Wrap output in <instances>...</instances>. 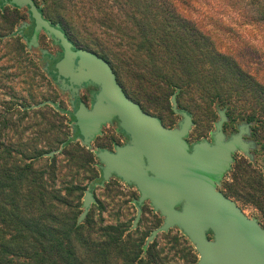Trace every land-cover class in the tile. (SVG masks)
Instances as JSON below:
<instances>
[{"label": "trees", "instance_id": "16d2710c", "mask_svg": "<svg viewBox=\"0 0 264 264\" xmlns=\"http://www.w3.org/2000/svg\"><path fill=\"white\" fill-rule=\"evenodd\" d=\"M33 1L74 47L104 58L125 94L163 125L174 115L175 95L193 123L202 115L211 123L217 109L231 122L248 123L264 152V0ZM196 6L201 12L193 15ZM0 10L18 21V7L0 0ZM32 26L22 30L27 38ZM60 57L61 51L44 55L52 79ZM50 104L10 103L0 110V264L196 263L183 235L158 247L123 221L103 225L87 212L77 222L85 186L73 178L84 170L100 182V171L92 168L93 153L75 142L77 129L71 136L64 130L59 104ZM30 113L40 121L21 127ZM220 190L241 209L253 205L264 229V178L252 163H235Z\"/></svg>", "mask_w": 264, "mask_h": 264}, {"label": "water", "instance_id": "95a60500", "mask_svg": "<svg viewBox=\"0 0 264 264\" xmlns=\"http://www.w3.org/2000/svg\"><path fill=\"white\" fill-rule=\"evenodd\" d=\"M5 2L28 8L33 26L29 38L24 40L29 49L38 47L41 32L60 47L61 57L54 63L52 73L56 75L59 88L70 93L74 127L81 144L90 150L94 138L101 135L102 127L113 120L127 136V142L115 146L113 151L97 147L93 153L101 171L100 186L115 176L137 188L133 229L145 201L163 218L145 243H150L159 233L177 228L198 254L194 264H264V229L256 218L245 215L233 200L217 189L223 174L230 169L235 151H242L253 160L249 148L254 142L243 139L251 135L249 124H240L238 132L227 137L222 130L228 120L225 109H217L218 118L210 131L212 142L201 140L189 144L187 138L194 124L192 115L179 109L175 95L171 96L170 103L180 120L176 126L167 127L125 94L104 58L74 47L60 28L42 16L33 0ZM27 25L22 23L19 32ZM46 53L47 50L41 52ZM83 85L96 87L90 106L83 101L75 105ZM60 150L44 156H52ZM92 190L93 185H88L84 191L78 223L95 202Z\"/></svg>", "mask_w": 264, "mask_h": 264}, {"label": "rangeland", "instance_id": "374dc122", "mask_svg": "<svg viewBox=\"0 0 264 264\" xmlns=\"http://www.w3.org/2000/svg\"><path fill=\"white\" fill-rule=\"evenodd\" d=\"M18 12L19 19L17 21V19L13 17L15 14L11 11L0 10V110L6 108L10 103L21 104L23 102L29 103L30 105L45 103L51 107L52 105L50 104V101H54L56 104H59L61 108L66 110L65 113H61L64 117V124H67L64 130L68 132V136H71L74 132V122L72 121L71 115L73 110L69 103L68 94L67 92L62 91L59 88V85L53 81L51 76L43 70L48 68L49 63L46 62L44 55L41 54L42 50H47V55L51 54L57 56L60 53V48L53 44V42L41 32L38 39V47L29 49L27 42L24 40L25 37H28V34L19 31L22 23H28V25L22 29L26 30L31 26L32 20L29 18L28 8H19ZM196 12H201L198 10L197 6L190 10V13L193 15H195ZM12 25V30L9 31V28H11ZM46 63H48V66H46ZM28 115L30 116L23 120L21 127L37 121L35 115L32 113ZM168 116L169 121L165 122L166 125L169 124L167 127L176 126L180 120V115L174 113V115L169 114ZM217 118L218 116L216 113L215 119H213L211 123H207L204 115L199 117V119L193 124L187 140L195 142L201 138H208L209 131L214 129V122ZM13 119H15V117H13ZM57 120L56 118H53L52 121L57 125L60 122ZM39 121L40 120L37 122ZM232 123L234 126L238 122L234 121ZM32 131L31 128L27 129L24 136L30 135V133H33ZM23 138L26 140L25 137ZM104 140L105 139L101 136L97 137L93 142V147L100 143H104ZM75 142L83 146L79 138H76ZM263 154L264 152L261 150L255 153L256 161L252 165V168L264 178V163L262 161ZM243 158L244 157L241 153H237L235 155V163L242 161ZM96 162V159H94L92 168L98 171ZM235 163L232 165L233 167L235 166ZM231 175L232 170L226 175L224 181H230ZM93 179L94 178L91 174L84 170H79V173L73 178L75 183L85 186V190L87 186L93 182ZM83 196L84 190L78 199L80 204L83 201ZM137 196L138 192L136 189L128 188L114 179L110 180L102 187H95L93 193L95 202L90 205L88 214L94 216L95 220L102 218L103 225L116 224L118 221H123L126 225L131 227L136 210L129 200ZM78 210L79 212L82 211V207H78ZM242 211L250 218L257 219L258 216H260L258 210L251 204L242 205ZM161 222L162 217L157 212L153 211L151 206L146 203L137 227L139 235L141 234L140 237L143 240H146L149 232ZM134 230L135 229H132L131 231ZM182 235L183 234L177 228H173L166 233H159L155 238V242L158 247H167V242L171 240L172 237Z\"/></svg>", "mask_w": 264, "mask_h": 264}, {"label": "flooded vegetation", "instance_id": "af4514ba", "mask_svg": "<svg viewBox=\"0 0 264 264\" xmlns=\"http://www.w3.org/2000/svg\"><path fill=\"white\" fill-rule=\"evenodd\" d=\"M61 51V50H60ZM46 62H48V61H46ZM53 68V67H52ZM52 68H51V72H52ZM52 74H54V73H52ZM55 75V74H54ZM56 76V75H55ZM52 78V77H51ZM53 81L55 82V79H53ZM57 85V84H56ZM58 86V85H57ZM96 91V87H94V86H88V85H83L80 89H79V92H78V96L75 98V105L77 106V104L80 102V101H83L87 106H90L91 105V103H92V100H93V93ZM67 94H68V97H69V99H70V93L69 92H67ZM56 105H58V104H56ZM60 108V111L61 112H66V110L65 109H63V108H61V107H59ZM72 115H73V113H72ZM73 122H74V120H73ZM242 123H246V122H238L237 124H235L234 126L232 125L233 123L230 121V119H228L224 124H223V128H222V130H223V133L227 136V137H230L232 134H235V133H237L238 132V126L240 125V124H242ZM250 126V125H249ZM73 128H74V130L76 129L75 127H74V125H73ZM99 136H101V137H103L105 140H104V143H100V144H98V145H96L95 147H93V142H94V140L97 138V137H99ZM99 136H97V137H95L94 138V140L92 141V148L90 149V151L93 153V150L95 149V148H97V147H99V148H101V149H107V150H109V151H113L114 150V148H115V146H117V145H124L126 142H127V140H128V138H127V136L123 133V131H121L119 128H118V123H117V121L116 120H113V122H111V123H107L106 125H104L103 127H102V133H101V135H99ZM243 139L245 140V141H252V142H254V146L253 147H250L249 148V153H251L252 155H253V160H251L245 153H243L242 151H239V150H237V151H235L233 154H232V158H233V161L231 162V164H230V169L227 171V172H225L224 174H223V176H222V179L220 180V182H219V184H218V186H217V189L219 190V191H221L220 189H221V185L223 184V182H225L224 181V178L226 177V175L228 174V173H230V171L232 170V165L235 163V155L237 154V153H241L242 155H243V160H245V161H247V162H250V163H252V165L255 163V161H256V157H255V153L257 152V151H259L260 150V145L257 143V141L252 137V135H250V136H243ZM201 140H207L208 142H212V139H211V137H210V131H209V137L208 138H201L200 140H198V141H201ZM189 142V144H192V143H195V142H197V141H195V142H190V141H188ZM93 155H94V153H93ZM94 157H95V155H94ZM95 159H96V161L98 162V160H97V158L95 157ZM262 161H263V163H264V154H263V156H262ZM97 167H98V172L100 171V169H99V162H98V165H97ZM263 169H264V166H263ZM99 176H101V171H100V175ZM95 179V178H94ZM93 179V182L90 184V185H93V190H92V193H94V189H95V187L96 186H100L99 185V183L100 182H95V180ZM116 180L117 182H119V183H121V184H123L124 186H126V187H128V188H134V189H136V191L138 192V190H137V188L135 187V186H132V185H128V184H126L125 182H123L121 179H119V178H117V177H115V176H112L107 182H105L104 184H107L110 180ZM103 184V185H104ZM102 185V186H103ZM102 186H100V187H102ZM222 192V191H221ZM138 196H139V192H138ZM138 196L137 197H135V198H131L129 201L133 204V206H134V208H135V210H136V204L134 203V200H136L137 198H138ZM146 203H148L149 205H150V203H149V201H145V202H143L142 203V205L140 206V208H141V210L143 211V208H144V206H145V204ZM151 206V205H150ZM151 208H152V206H151ZM152 210H153V208H152ZM242 210V209H241ZM154 211V210H153ZM156 212V211H155ZM142 213V212H141ZM158 213V212H157ZM159 214V213H158ZM136 215V214H135ZM160 215V214H159ZM161 216V215H160ZM135 218V217H134ZM134 220V219H133ZM140 220V219H139ZM162 221H163V218H162ZM133 223V222H132ZM138 223H139V221H138ZM138 223H137V226H136V228H134V229H137V227H138ZM162 223V222H161ZM160 223V224H161ZM159 224V225H160ZM159 225H157L156 227H158ZM155 227V228H156ZM131 228H132V225H131ZM133 229V228H132ZM171 229H173V228H171ZM171 229H169V230H171ZM153 230V229H152ZM151 230V231H152ZM168 230V231H169ZM151 231L149 232V235H150V233H151ZM167 231V232H168ZM164 233H166V232H164ZM209 235V234H208ZM158 236V235H157ZM156 236V237H157ZM155 237V238H156ZM147 238V237H146ZM146 241V240H145Z\"/></svg>", "mask_w": 264, "mask_h": 264}]
</instances>
